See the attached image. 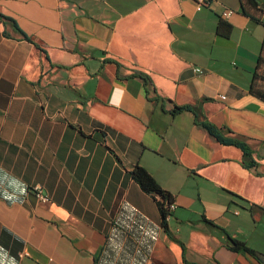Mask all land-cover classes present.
I'll return each instance as SVG.
<instances>
[{"label": "crops", "instance_id": "crops-1", "mask_svg": "<svg viewBox=\"0 0 264 264\" xmlns=\"http://www.w3.org/2000/svg\"><path fill=\"white\" fill-rule=\"evenodd\" d=\"M263 37L264 0H0V264H264Z\"/></svg>", "mask_w": 264, "mask_h": 264}, {"label": "trees", "instance_id": "trees-1", "mask_svg": "<svg viewBox=\"0 0 264 264\" xmlns=\"http://www.w3.org/2000/svg\"><path fill=\"white\" fill-rule=\"evenodd\" d=\"M225 27H226V25H224V23L220 22L217 25V31H222V29H224ZM262 49L264 50V37H263V40L261 43V50ZM260 61H261V57L259 56L257 59V65ZM105 62L115 64L116 75L119 79H124L126 77H138V78L142 79L143 83H144L146 94L151 99H153L154 101L158 100V96L155 93V89L151 83L150 78L147 75H145L141 72L134 71L131 74L124 76L121 74V71H120L121 65L119 63H117L116 61L110 60V59H107ZM258 81H261L262 83H264V76H261L258 73H256V71H254L253 79H252L249 91L253 96L264 101V87H262V85H258L257 84ZM150 95H152V96H150ZM184 111L192 112L194 115L196 124H199L201 127H203L220 144L235 146L242 151L243 156L245 158H247V157L250 158L251 151L245 146V144H243L237 140L222 136L221 133L213 125H211L209 122L201 119V116L198 114V112L194 111L191 107H189V106H175L174 105L173 109H172L173 113H180V112H184ZM250 165L251 166L254 165V162L251 161ZM130 175H131L133 181L136 182L138 184V186L141 188V190H143L144 192L151 194L154 198H155V195H158L159 197H161V199L163 201H167V202L172 201L170 195L168 193H166L165 191H163L159 187V185L154 180V178L143 167L135 166L131 170ZM156 202H157V206L159 208L160 214H161V218L163 219L164 215H165V211L162 208V204L157 200H156ZM162 224H163V226H165L164 219L162 220ZM229 241L231 243V249L232 250L244 251V252H247L250 254H254V252L252 250H250L248 247H246V245L243 242L238 241L236 239H232V238H229Z\"/></svg>", "mask_w": 264, "mask_h": 264}, {"label": "built area", "instance_id": "built-area-1", "mask_svg": "<svg viewBox=\"0 0 264 264\" xmlns=\"http://www.w3.org/2000/svg\"><path fill=\"white\" fill-rule=\"evenodd\" d=\"M193 2L195 4V9L197 11H200L203 7L208 6L210 4L211 0H193ZM231 14H232L231 10H224V12L222 13V16L226 18V17L230 16ZM195 71L200 72V69H195ZM224 98H225L224 96H219V99H221V100H223ZM31 190H32L33 195L35 196V198L37 199L38 202H40L42 204H46L49 202L48 195H46L44 193V191L42 190L41 187L33 186ZM155 199L162 204V208L165 211V215H164L163 219H164V221H167L170 217L171 212L175 208V204L172 201L171 202L163 201L161 199V197H159L158 195H155Z\"/></svg>", "mask_w": 264, "mask_h": 264}]
</instances>
